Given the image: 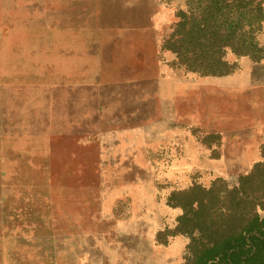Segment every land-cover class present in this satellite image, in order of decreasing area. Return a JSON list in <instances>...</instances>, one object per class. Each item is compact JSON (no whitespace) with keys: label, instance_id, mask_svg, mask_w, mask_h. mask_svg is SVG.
I'll return each mask as SVG.
<instances>
[{"label":"rangeland","instance_id":"1","mask_svg":"<svg viewBox=\"0 0 264 264\" xmlns=\"http://www.w3.org/2000/svg\"><path fill=\"white\" fill-rule=\"evenodd\" d=\"M203 2L0 0V264H191L200 232H264V169L190 119L197 82L264 84V20L210 45Z\"/></svg>","mask_w":264,"mask_h":264},{"label":"crops","instance_id":"2","mask_svg":"<svg viewBox=\"0 0 264 264\" xmlns=\"http://www.w3.org/2000/svg\"><path fill=\"white\" fill-rule=\"evenodd\" d=\"M242 71L221 77V81L216 78L205 84H194L197 93L205 92L200 93L192 103L190 119L193 124L206 128L209 135L221 137L223 145L231 147L234 153L230 166L243 170L242 174H245L255 165L262 164L264 167V84L247 80L234 82L244 75ZM203 86L206 89L200 90ZM231 99H236L248 111L231 112L228 108ZM2 116L17 120L16 113H2ZM10 136L13 137L12 134ZM235 179L229 178L232 182Z\"/></svg>","mask_w":264,"mask_h":264},{"label":"trees","instance_id":"3","mask_svg":"<svg viewBox=\"0 0 264 264\" xmlns=\"http://www.w3.org/2000/svg\"><path fill=\"white\" fill-rule=\"evenodd\" d=\"M203 3V21L197 25V30L204 35L207 44L210 42V45L217 38L218 33L216 29L213 31V28H215L219 18L223 17L230 20L231 25L238 24L242 18H247L249 24H247V30L242 32L244 36L253 35L258 22L264 20L258 5L256 10H251L247 8L240 9L238 6L234 9L232 2L227 3V0H204ZM177 26L185 29V20L181 18ZM237 33L238 30L230 26V29L225 32V36L230 42H226L225 47H228L229 51L237 57L250 55L251 44L244 43L239 45L235 43L234 40ZM164 49L171 51V53H176L173 48L164 47ZM226 72H220V70L215 68L202 70V74L211 76L221 75ZM257 168L264 169L262 164H258L254 166L252 171ZM200 233L202 237L206 236L209 245L202 248L193 247L189 249L190 252H193L191 264H264L262 257L264 232L260 227L258 229L255 228V231L252 228H248L239 232L232 229L221 233L216 231L212 232V235L209 233L206 235V232Z\"/></svg>","mask_w":264,"mask_h":264}]
</instances>
